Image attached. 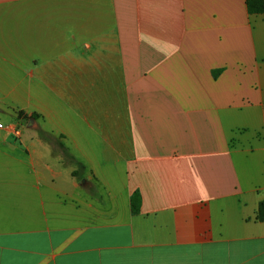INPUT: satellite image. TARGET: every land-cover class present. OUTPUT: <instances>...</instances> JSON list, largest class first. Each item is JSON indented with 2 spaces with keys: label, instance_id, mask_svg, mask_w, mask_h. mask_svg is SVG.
<instances>
[{
  "label": "crops",
  "instance_id": "crops-1",
  "mask_svg": "<svg viewBox=\"0 0 264 264\" xmlns=\"http://www.w3.org/2000/svg\"><path fill=\"white\" fill-rule=\"evenodd\" d=\"M245 1L0 0V264H264Z\"/></svg>",
  "mask_w": 264,
  "mask_h": 264
},
{
  "label": "trees",
  "instance_id": "trees-1",
  "mask_svg": "<svg viewBox=\"0 0 264 264\" xmlns=\"http://www.w3.org/2000/svg\"><path fill=\"white\" fill-rule=\"evenodd\" d=\"M247 11L249 13H264V0H246L245 1ZM17 117L18 118H23V119H30L33 118L34 115H31L30 117L27 118L24 114L21 112H17ZM64 154L69 157V155L66 153V150L62 144H60ZM73 159L71 156L69 157ZM75 174V172H73ZM138 202L139 198L137 193H134L131 197V206L133 212H136L138 210ZM255 219L257 221L264 222V199L261 200L258 204Z\"/></svg>",
  "mask_w": 264,
  "mask_h": 264
},
{
  "label": "rangeland",
  "instance_id": "rangeland-1",
  "mask_svg": "<svg viewBox=\"0 0 264 264\" xmlns=\"http://www.w3.org/2000/svg\"><path fill=\"white\" fill-rule=\"evenodd\" d=\"M18 9H19V6H11L8 8L1 9L0 10V27L5 28V29L20 28V13Z\"/></svg>",
  "mask_w": 264,
  "mask_h": 264
},
{
  "label": "built area",
  "instance_id": "built-area-1",
  "mask_svg": "<svg viewBox=\"0 0 264 264\" xmlns=\"http://www.w3.org/2000/svg\"><path fill=\"white\" fill-rule=\"evenodd\" d=\"M4 124L0 122V128H4ZM10 129H11V133H13V135H19L20 133V130L17 126H15V124L13 126H10Z\"/></svg>",
  "mask_w": 264,
  "mask_h": 264
}]
</instances>
